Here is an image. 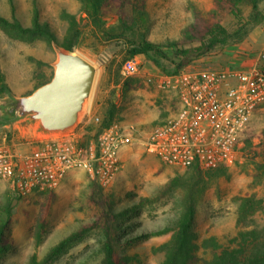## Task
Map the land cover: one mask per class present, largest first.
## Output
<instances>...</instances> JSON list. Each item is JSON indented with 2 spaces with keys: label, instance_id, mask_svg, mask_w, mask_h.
I'll use <instances>...</instances> for the list:
<instances>
[{
  "label": "rangeland",
  "instance_id": "1",
  "mask_svg": "<svg viewBox=\"0 0 264 264\" xmlns=\"http://www.w3.org/2000/svg\"><path fill=\"white\" fill-rule=\"evenodd\" d=\"M211 6L212 0H149L153 24L147 37L165 41L175 34L173 30L180 31L186 26L188 18L194 17V9L207 12ZM36 7L41 20L52 26L59 39L68 28L64 13L75 16L82 37L81 45L74 51L99 66L90 106L81 119L88 114L99 116L101 121L88 127V137L97 134L107 122L109 125L117 122L127 128L135 126L137 140L122 149V167L110 187H104L82 169L70 172L55 189L47 231L39 246L33 234L43 201L41 191L18 195L0 179V204L10 202L12 208L6 237L14 244V248L5 254L3 264H30L34 254L42 260L56 243L84 224L93 220L103 224L99 219L100 209L107 201L112 202L120 214L117 235L124 241L120 251L138 254L136 264H162L165 251L158 248L170 240L174 227L190 204L196 209L194 230L199 244L212 235L220 242H227L240 228H264V105L253 115L243 136L244 142L255 136L253 141L251 139L253 146L246 148L243 143L245 146L231 164L215 169L168 165L149 151L146 140L154 126L181 108L179 92L161 83L164 76L176 74L171 62L163 61L162 67L146 56L138 55L141 72L131 77L123 76L122 66L130 58L125 38H106L84 13L79 0H0V14L9 19L16 15L26 27L33 25ZM251 12V6L245 3L243 14L247 19ZM106 20L110 25H117L114 16ZM224 23L230 30L238 27L231 15ZM261 26L247 25L244 29L247 34L243 38L235 37L186 68L215 69L207 68L208 56L245 42L250 32L259 37ZM56 44L59 43H49L42 38L29 39L0 25V68L11 89V92L1 93L0 99L30 94L39 87H36L39 79L53 77ZM261 46L257 53L263 50L264 45ZM25 130L28 129H22L19 123H0V145L31 149L30 135ZM258 135H261L260 139ZM4 138L6 143H3ZM249 197L254 199L255 208L245 212L239 227L240 206L243 199ZM143 198H149V201L131 210L134 203ZM164 228L169 231L142 236L146 231ZM103 240L102 227L94 228L46 264H98L104 258ZM200 250L201 257L205 258L204 249ZM197 264H203V261L199 260Z\"/></svg>",
  "mask_w": 264,
  "mask_h": 264
},
{
  "label": "built area",
  "instance_id": "2",
  "mask_svg": "<svg viewBox=\"0 0 264 264\" xmlns=\"http://www.w3.org/2000/svg\"><path fill=\"white\" fill-rule=\"evenodd\" d=\"M258 60L250 68H184L164 76L161 83L179 92L181 108L151 130L149 151L175 167L231 164L253 115L264 105V50ZM141 67L137 56L130 58L122 75H137ZM87 115L71 131L34 132L29 150L0 145V179L14 193L28 195L56 189L70 172L82 169L104 187L112 186L122 167V149L135 143L137 130L114 122L88 137V127L101 120Z\"/></svg>",
  "mask_w": 264,
  "mask_h": 264
},
{
  "label": "trees",
  "instance_id": "3",
  "mask_svg": "<svg viewBox=\"0 0 264 264\" xmlns=\"http://www.w3.org/2000/svg\"><path fill=\"white\" fill-rule=\"evenodd\" d=\"M79 1L84 13L106 38L113 36L125 38L130 58L144 55L154 64L162 67L163 61H169L174 67V73L180 72L200 58L211 54L218 47L228 44L235 37L243 38L247 34L244 32L247 25L260 24L264 21V12L259 6L262 0H212V6L207 12L194 9V17L188 18V23L183 29L173 30L175 33L173 36H169L165 41H159L147 37L153 24L149 0ZM245 3L251 6L252 12L249 19L243 14ZM230 15L238 23L235 30H230L224 23L225 18ZM109 16L115 17L116 26L108 23L106 18ZM64 18L68 21V28L62 39H59L48 22L41 20L38 7L35 9L32 26H24L16 15L9 19L2 14H0V25L29 39L42 38L49 43H59L63 48L74 51L81 45L82 30L75 16L65 12ZM51 78L52 76L39 79L36 87ZM5 92H11V89L5 73L0 68V94ZM109 124L110 122H107L101 129L108 127ZM261 135L257 138L260 139ZM253 138H255L253 135L246 138L244 142L246 148L253 146ZM41 193L43 201L33 234L38 246L43 242L51 207L56 197L55 189L43 190ZM147 201L149 198L141 199L134 203L131 210L144 205ZM105 203L101 204L99 216L103 224L97 220L84 224L79 230L56 243L44 259L40 260L37 254L32 255L30 264H46L56 259L86 232L99 227H102L104 234L101 246L104 258L98 264H136L139 261L138 254H123L120 251L124 241L117 235L119 212L116 211L112 202ZM259 203H262V200H259ZM254 204L252 197L243 199L240 206L239 227L245 219V212L253 211ZM195 213V206L190 204L174 227L170 240L159 246V251H165L162 264H197L199 260L203 261V264H264V228H240L237 234L229 238L227 242H220L216 236L212 235L203 239L199 244L194 230ZM11 219V203L0 204V264H3L5 254L14 248V244L6 237ZM168 231L169 228L151 230L146 231L142 236L159 235ZM200 249H204L205 258L201 257Z\"/></svg>",
  "mask_w": 264,
  "mask_h": 264
},
{
  "label": "water",
  "instance_id": "4",
  "mask_svg": "<svg viewBox=\"0 0 264 264\" xmlns=\"http://www.w3.org/2000/svg\"><path fill=\"white\" fill-rule=\"evenodd\" d=\"M53 77L27 95L0 99V123H19L37 134L71 131L88 110L99 66L78 51L56 44Z\"/></svg>",
  "mask_w": 264,
  "mask_h": 264
},
{
  "label": "crops",
  "instance_id": "5",
  "mask_svg": "<svg viewBox=\"0 0 264 264\" xmlns=\"http://www.w3.org/2000/svg\"><path fill=\"white\" fill-rule=\"evenodd\" d=\"M259 6L261 11L264 12V0L260 1ZM260 24L262 26L259 37L257 33L250 32L245 42L214 52L213 55L208 56L207 68H250L258 63L259 53L264 50L263 47V50L257 53L258 48L264 45V21ZM248 41L251 42L248 43ZM32 129L34 128L30 127L24 132H27L31 136L35 132ZM5 141L6 138H4L3 143H6Z\"/></svg>",
  "mask_w": 264,
  "mask_h": 264
}]
</instances>
